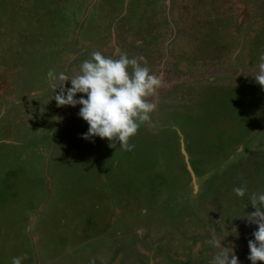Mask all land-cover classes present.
Here are the masks:
<instances>
[{"label": "rangeland", "instance_id": "1", "mask_svg": "<svg viewBox=\"0 0 264 264\" xmlns=\"http://www.w3.org/2000/svg\"><path fill=\"white\" fill-rule=\"evenodd\" d=\"M0 264H264V0H0Z\"/></svg>", "mask_w": 264, "mask_h": 264}]
</instances>
